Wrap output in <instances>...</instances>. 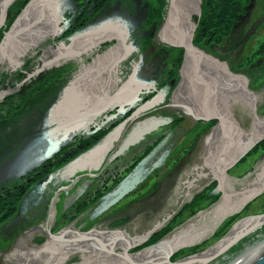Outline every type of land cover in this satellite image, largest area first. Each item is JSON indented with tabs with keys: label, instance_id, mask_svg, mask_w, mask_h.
<instances>
[{
	"label": "bare ground",
	"instance_id": "1",
	"mask_svg": "<svg viewBox=\"0 0 264 264\" xmlns=\"http://www.w3.org/2000/svg\"><path fill=\"white\" fill-rule=\"evenodd\" d=\"M202 2L198 9L196 0H171L165 25L159 31L163 43L151 30L146 35L145 45L159 48L158 53L135 54L132 42L122 37L119 42L122 28H111L117 21L108 16L110 6L105 7V3L94 7L95 0H18L16 9L8 12L10 0H0V66L7 74L22 64L28 77L34 76L33 68L37 73L29 85L17 79L14 84L21 92H7V82L0 84V125L18 120L14 121L16 127L24 130H15L22 144L13 147L7 143L9 155L3 153L5 157L0 158V177L9 180L0 192V262L7 261L0 264H14L18 253L25 260L52 244L77 239L95 240L103 257L159 253L170 264H189L194 257L220 250L237 239V232L246 230L244 224H252L254 216L236 218L230 230L222 231L221 239L218 236L213 245L201 248L216 238L213 233L221 218L232 217L238 208L235 214H242L253 195L264 193V173L239 190H229L231 184L225 183L226 173L243 162L244 156L255 163L264 153L261 146H251L255 141L264 142V118L254 114L249 119L243 114L244 124L250 126L241 128L229 106L253 108L260 97L246 87L245 76L231 73L217 55L229 53L225 60L232 54L233 65L243 67L245 61L238 60L243 49L236 45L244 43L252 30L246 25L248 30L241 36L240 26L253 18L258 3L262 11V2L239 0L234 8L219 6L215 0ZM217 5L218 14L209 18L206 7L210 10ZM195 10L199 14L194 24ZM8 13L16 17L15 23H4ZM256 17L253 24L264 20V13ZM82 18L84 22H79ZM109 18L112 23L106 22ZM51 35L68 37L69 41L65 44L59 38L56 58L52 54L54 43L44 53L35 49L39 39ZM109 35L118 43L115 48H99L101 38ZM88 48H92V60L86 67L80 61L67 71L58 61H78ZM170 53L177 63L170 60L172 67L169 65L171 69L163 74L154 65H145L144 54L159 66ZM128 56L135 68L121 74L119 64ZM38 67L45 72L38 73ZM66 73H70L67 86L62 80L58 83ZM44 89L55 91L56 96L32 103ZM6 94L13 99L4 100ZM4 103L11 106L4 109ZM177 106L184 115L178 114ZM167 108L173 110L175 120H169L164 111ZM182 124L189 128L184 130ZM159 129L171 133L150 139ZM0 130V138H10V126ZM183 131L188 134L181 136ZM202 135L201 166L184 186L190 188L187 194L197 187L188 199L195 198L191 201L198 210L208 209L186 226L182 215L186 205H173L171 196L177 195L182 165ZM169 137L173 139L169 141ZM70 146L72 149H67ZM204 177L215 178L217 183L194 184ZM219 188L222 195L216 200L214 192ZM161 210L163 215L159 216ZM257 216H264V212ZM76 218L91 222L89 228L81 229ZM262 230L256 232L257 239L240 243L230 256L222 255L215 264H248L257 259L264 250ZM210 231L211 237L205 238Z\"/></svg>",
	"mask_w": 264,
	"mask_h": 264
},
{
	"label": "rangeland",
	"instance_id": "2",
	"mask_svg": "<svg viewBox=\"0 0 264 264\" xmlns=\"http://www.w3.org/2000/svg\"><path fill=\"white\" fill-rule=\"evenodd\" d=\"M106 1L107 0H100L99 2H101L103 4L104 3L106 4ZM109 1H110V11L111 12H109L108 16H114L113 18H116L115 20L117 21V23L114 22L112 24L111 28H113L114 30H118V28L120 26H121L120 28H122L121 33L118 34V36L120 37L119 42L122 41V39H123V41L127 40L128 42H132L133 45L135 46V54H139V53H141V51L147 52V50H145V48H148L149 45H145L146 42H147L146 35L151 34V33H149L150 32L149 30H151V32L153 33L151 35H156L157 38L160 39L159 42L163 43V40L159 37V35H160L159 31L165 25V21L167 19V15H168V11H169L171 0H109ZM203 1L207 3V1L208 2H212L214 0H203ZM215 1L217 3L220 2L219 0H215ZM10 2L11 3L9 4V6L7 8L8 12L12 11L13 9H16V7H17L16 2H18V0H10ZM201 2H202V0H196V3L198 4V9H199V6L201 4H203V2L202 3ZM261 2H262V7H261L262 11L259 12L260 4L258 3V11H255L253 13V18L252 19H254V20H255V18H257L256 17L257 15L260 16L261 14L264 13V9H263L264 8V0H261ZM94 5H96V4L94 3ZM225 5L226 6L224 8L229 6L228 4H225ZM205 7L206 6H204L203 9H205ZM230 7L234 8L233 5L232 6L230 5ZM211 9H218V5L213 7V8H211ZM198 11L195 10V12L192 15L193 21L195 19L194 17L198 16V14H199ZM206 11H207V14H209L208 13L209 11L207 9H205V12ZM252 19H249V21H247V22L246 21L242 22L243 24H241L240 29L243 30V32L240 35L243 36L245 34V32L248 30L246 25L250 26V28L252 30V33L245 39L244 43H237V45H236V48L238 46H240L243 49V50H241V52H242L241 55L238 57V60L245 61V62L242 61L243 62V67H240L242 64L238 65V66H234L233 65L232 54H230V56H227L228 59L226 58L225 60H224L225 56L228 55L229 53H227V54H225V53L217 54L218 56L220 55V57H219L220 62L223 61L225 66H226V68L231 73L236 74V75L245 76V78L247 80L246 87L250 91L255 92L256 94H259L258 97H260V98H259V100L257 99L256 105L253 108H249V107L246 108L244 106H241L240 104L237 105V106L235 104H231L229 106L230 113L233 115V117L239 123L241 128L246 129V130H247V126H250V125H247V124L245 125L244 124V121L242 120V118L244 117V116L242 117L243 114H245L247 117H249V119L254 114L256 116L260 117V118H264V20H262L261 22H256L255 24H253ZM15 20H16V17L12 16V14L8 13V16L6 17V19H4L5 22L4 21L3 22L5 24H7V23L13 21L15 23ZM82 20H84V18H82L81 21H79V22H84ZM106 22H111L112 23L113 19L109 18ZM109 24H108V27H109ZM194 24H195V21H194ZM207 24H209V23H207ZM111 33H110V35H112ZM110 35H109V37L107 36L105 38H101V40L99 42V46H101V47H99V48H106L108 51L111 48H115V45H117L118 43H115V41L112 40L113 37H111ZM121 37H122V39H121ZM59 38L62 39V41L65 42V44H67L69 42L68 39H67L68 37L65 38V39H63L62 36H58V37L54 38L51 35L49 37V39L46 38V37H43L42 40L39 39L37 41V43H36L37 48H35V49H37V50L41 51L42 53H44L46 51V49H47L46 47L47 46L49 47L51 44L54 43L55 44V52H53L52 54H55V58H56L58 56L59 52H60L59 47H61V44L59 42ZM194 38H199V37H197L195 35ZM207 39H209L210 41L214 40L212 37H208ZM231 40H234V38L232 37ZM139 42L141 43V46H138ZM158 44H154L153 46H157ZM195 46H198V45L195 44ZM66 47H68V46H66ZM92 48L86 49L85 52H83L84 54L82 53L83 57L81 59L78 58V61H74L75 59L72 60L70 58L67 59V60L66 59L65 60L60 59L58 61L62 62L61 65L67 66V68H68L67 71H69V70L72 71V69L76 68L75 66L78 65L80 61H82V64L85 65V63L87 64V63H89L92 60V57H90V54H89V52L91 51ZM201 51H203L204 53L206 52V50H204V49L201 50ZM47 52L49 53L48 50H47ZM97 52H99V50ZM155 52L158 53V51H155ZM171 55H172V53H170V55L167 54V57H169V59H166L163 62L164 64H167L166 66H164V64L163 65L160 64L159 66H156L158 64H155L156 62L152 61L151 57L149 55L144 54V57H146V59H147L146 60L147 63H145V65L152 64V65H154L153 67L159 68L161 70L160 73L163 74V73L168 71L166 69H171L169 67V65L172 67V64H171L170 60L173 63H175V64L177 63L176 61H173ZM28 56H26V58H27L26 61L29 60ZM20 58H23V57H20ZM130 59H131V57L128 56V57L124 58L122 62H120V64H119L120 66L119 67L122 66L121 67V71H120L121 74H122V72L123 73L128 72L130 69L133 71V69L135 68V66L132 65V63L129 62ZM256 60H258V61H256ZM153 62H155V63H153ZM169 62H170V64H169ZM247 63H250V64H254L255 63L256 65L254 64V65H251V66L247 67V65H246ZM85 67H86V65H85ZM24 68H27V67H25L24 64H22L21 66H19V68L16 71L12 72L11 74H9V73L7 74L5 72L6 71L5 68L3 66L2 67L0 66V74H1V76L4 77V78L0 77L1 78L0 79V84L3 85L5 82H7L6 83V87H4L7 92L11 91V90H15L16 92H21L20 88L14 84L15 82H18L17 79H20V80L24 79V81L29 82L27 85H29L30 82L35 80L34 78H36L35 75L37 73L35 72L34 68H33V71H32L34 76H30V77H28V75H25ZM36 69H38V71H37L38 73L41 72L39 67L36 68ZM44 72H45V70H43V72H41V73H44ZM69 75H70V73H66L65 76L58 75V76H60L58 83H61L60 80H62L63 83H65V85L68 84L66 82V80H69L67 78V77H69ZM161 75H160V78H161ZM171 76L174 77V75H172V74H171ZM157 78H159V75L156 77V81H158ZM33 82H35V81H33ZM39 84H41L40 81H39ZM156 84L158 86H161L159 83H156ZM41 85H44V84H41ZM59 85H62V84H59ZM50 86H51L50 88L52 90H54L52 88L54 86H52V85H50ZM51 89H44L43 93L40 94V97L38 98V100L41 101V99H44V98L48 99V97H55L56 96V92L54 94H52V92H49V90H51ZM156 92H157V90H156ZM152 93H155V92H152ZM3 99L4 100H7V99L12 100L13 97H12V95L10 96V94L9 95L6 94L5 97H3ZM3 105L5 106L4 109L11 106V104H8L6 106V103H4ZM243 107L246 108V109H244ZM168 109L169 108L165 109L164 111H165V113L168 116H170L169 120L170 121L171 120L172 121L175 120L176 117H175V115H173V113H174L173 110H168ZM177 111L179 112L178 114L184 115L183 112L181 111L180 107H178ZM169 125H172V123H170ZM181 127L184 128V130L189 128V126L183 125V124H182ZM164 132H168L169 133L170 131L159 129L158 132H156V134H155L157 136H152V137H150V139L153 140V138H156V137H158V139H161ZM173 132H178V131H173ZM187 134L188 133H184V131H183L181 133V136L182 135H187ZM171 136L174 137L175 135H171ZM261 138L264 139V135ZM168 139H169V141H171L173 138L170 139V137H169ZM175 139H177V138H175ZM203 139H204V137L202 135L200 137V139L195 143L194 146H196V147H193V149L189 152L188 157L186 158L185 162L183 163L184 165H182L183 166L182 167L183 170L181 169L182 170L181 171V177H180V180L178 181V184L179 183H181V184H180L179 188L177 189L178 191H176L177 195L176 196H171V199L174 200V204L173 205H175L178 202L179 203L180 202H184V205H186V207H185L186 213L182 214L183 217H184L183 219H186L185 222H184V224L186 226L189 225L190 223H193L196 220L200 219V217L202 216L203 212L208 209V207H207L204 210L200 211V210H198L199 208L194 206V203H192V201H191V200L195 201V198L188 199L189 196L192 193L197 191V187L191 189L189 191V193L187 194V190L190 189V188L187 189L184 186L185 182L190 180L192 178V176L196 174V170H198L199 167L201 166V163H200L201 162V157L200 156H201V153H203V152H201L202 151L201 148L203 147L202 146L203 145V142H202ZM152 140H150V142ZM184 140L186 142H188L189 138L185 137ZM117 142H118V140H117ZM116 145H117V143L115 144V146ZM251 146L252 147H257V148H258V146H261V149H262V148H264V142L258 143V141H255L254 144H252ZM67 149H72V147L70 146ZM252 149L250 148L249 151L252 150ZM258 149H260V148H258ZM168 156L172 157L173 153L169 154ZM61 158H62V156H59L60 161H63V159L61 160ZM185 163H189L188 166ZM251 163H252V158L249 157V158L245 159V156H244L243 157V162H241L240 164L235 166L229 172L230 176L226 173L227 179H225V183L229 184V186L231 184V186L229 187V190H239L241 187L245 186L246 184H249V183L254 182L255 180H257V178H259L260 175L264 173V153L262 154V156L255 163L254 162L252 164ZM93 168H95V167H92L91 169H93ZM91 169H89V171ZM84 173H85V171H84ZM231 176H233V177H231ZM0 180H2V181H0V192H2L1 189L4 187L5 184L9 183V180L6 179V177H0ZM260 180H262V176H261ZM196 182H198L200 184L199 185V184L194 182V184L197 185L198 187L199 186L203 187V185H207V184H209L211 186V184L215 185L217 183L215 178L211 179L210 177H206V178L204 177V178L198 179V181H196ZM11 185H12V183H11ZM214 193H215L214 196L217 198L216 200H218L221 197V195H222V192H221L220 188L217 189L216 192H214ZM176 199H178V200L176 201ZM250 200H251L250 202H252V203H250V205L248 204V206H250V207H248L247 205L245 207L244 205L247 204V202H245L243 206L245 207L246 210H244L243 213L241 212V210H239V213L241 212L242 214H238V213H237L238 215L235 214L238 211V209H239L238 208L232 214L233 215L232 217H230L228 215L227 217H224L225 220L223 218H221L220 220L222 222H219V225H218V226H221V227L217 226L216 230H214L215 231L214 233H213V231L212 232L210 231L209 232L210 234L209 235L207 234L206 237H205V238L211 237L210 235L213 233L214 236L216 235V238H213V239L211 238L212 240H210L209 243H207V245H203L202 246L200 244V246H202L201 248H208V246H210L211 244L212 245L214 244L216 239H218V238L221 239L222 236H223L222 231L225 233L226 230L227 231L230 230V228L234 224H236V222H237L236 220H238L239 218H241L243 216L244 217L245 216L246 217L247 216L250 217V216H254V215H259V213L264 212V193H259L256 196L253 195V197H251ZM172 208H173V210L179 209L178 207H173V206H172ZM172 208H169L168 210L172 211ZM194 211H196V212H194ZM158 214H159V216H162L163 215V211L161 210ZM228 217L230 219H227ZM236 218H238V219H236ZM234 220H235V222H234ZM78 223L79 224L81 223L80 225H82V227L84 229L89 228V223L91 224V222L84 223L82 219H80V222H78ZM143 226L145 227V225H143ZM82 227H81V229H82ZM177 229L178 228H176L175 230L177 231ZM256 232H258V231H256ZM171 233L172 232H170L167 235V237H170ZM218 236H220V237H218ZM239 245L240 244H238V246ZM236 246H233V247H231L229 249H226V251L222 252V255L230 256L231 252H233V250L236 249ZM186 250H185V247H184V251H186ZM19 256H20V254L18 253L17 259L14 260V263L19 261V258L21 257V256L20 257ZM20 260H21V258H20ZM0 263H7V261L1 260Z\"/></svg>",
	"mask_w": 264,
	"mask_h": 264
},
{
	"label": "water",
	"instance_id": "3",
	"mask_svg": "<svg viewBox=\"0 0 264 264\" xmlns=\"http://www.w3.org/2000/svg\"><path fill=\"white\" fill-rule=\"evenodd\" d=\"M237 232V239L218 251L194 257L189 264H215L222 260V251L252 239L256 231L264 229V216L254 215L252 224ZM14 264H170L163 254L137 253L120 257H103L95 240L77 239L55 243L35 257ZM248 264H264V250Z\"/></svg>",
	"mask_w": 264,
	"mask_h": 264
},
{
	"label": "flooded vegetation",
	"instance_id": "4",
	"mask_svg": "<svg viewBox=\"0 0 264 264\" xmlns=\"http://www.w3.org/2000/svg\"><path fill=\"white\" fill-rule=\"evenodd\" d=\"M96 1V0H95ZM100 0H97L96 1V5L94 6V7H97L98 5H101L102 3L101 2H99ZM83 4H84V1H83ZM82 4V5H83ZM106 5H108V6H110V1L109 0H107L106 1V4H105V7H106ZM78 16V15H77ZM78 18H80V16H78ZM159 48H145V50H147L148 52H150V51H153V52H155V51H157ZM163 49V48H162ZM62 78V77H61ZM63 79V78H62ZM57 83V82H56ZM48 84V83H47ZM58 84V83H57ZM44 86H46V85H44ZM44 88V87H43ZM53 89L55 88V87H52ZM55 93V91L54 92H52V94H54ZM37 100H38V97L37 98H33V100H31L32 101V103H36L37 102ZM38 103V102H37ZM19 110H21L22 112H23V108H21L20 107V109ZM14 121H16V123H19V122H17L18 120H8V122H7V124L6 125H0V128H3V129H6L8 126H10V129L12 130V131H10V133L11 134H13V133H15V132H17V131H15V130H18V131H24L23 130V127H16V123L14 122ZM11 123V125H9ZM14 124V125H13ZM19 125V124H18ZM2 130H0V132H1ZM11 134H9V136H10V138H8V136H6L4 139L3 138H0V148H2V149H0V158H3V157H5V155L3 154V153H5L7 156L6 157H8V155H9V153L7 152V149L9 148L8 147V145H6L7 143H12V146L13 147H17L18 145H20V144H22L21 143V141L18 139V134H14V135H16L15 137H14V135H11ZM2 134H0V136H1ZM6 145V149H4V146ZM75 145H76V143H75ZM10 149H12V148H10ZM156 177V176H155ZM3 192L4 193H6V189H3ZM30 214V213H29ZM77 219V221L78 222H80V218H76ZM81 224V223H80ZM81 227H82V225H81Z\"/></svg>",
	"mask_w": 264,
	"mask_h": 264
},
{
	"label": "trees",
	"instance_id": "5",
	"mask_svg": "<svg viewBox=\"0 0 264 264\" xmlns=\"http://www.w3.org/2000/svg\"><path fill=\"white\" fill-rule=\"evenodd\" d=\"M220 2H218V4L220 5H225V4H228L229 6L231 5H233L234 3H237V2H239V0H219ZM207 9V8H206ZM209 12V14H207L208 16H209V18L210 17H212L213 15H216V13L218 14V10L217 9H210V10H208ZM211 11V12H210ZM206 13H207V11H206ZM208 22V21H207Z\"/></svg>",
	"mask_w": 264,
	"mask_h": 264
}]
</instances>
